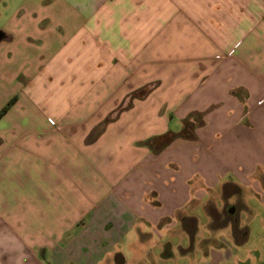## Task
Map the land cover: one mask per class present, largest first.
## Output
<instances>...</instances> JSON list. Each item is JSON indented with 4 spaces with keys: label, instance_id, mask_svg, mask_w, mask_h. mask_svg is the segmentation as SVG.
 I'll return each instance as SVG.
<instances>
[{
    "label": "crops",
    "instance_id": "1",
    "mask_svg": "<svg viewBox=\"0 0 264 264\" xmlns=\"http://www.w3.org/2000/svg\"><path fill=\"white\" fill-rule=\"evenodd\" d=\"M7 25L0 264H264L241 223L264 0H36Z\"/></svg>",
    "mask_w": 264,
    "mask_h": 264
},
{
    "label": "rangeland",
    "instance_id": "2",
    "mask_svg": "<svg viewBox=\"0 0 264 264\" xmlns=\"http://www.w3.org/2000/svg\"><path fill=\"white\" fill-rule=\"evenodd\" d=\"M32 1L36 0H0V30L8 27L9 19L17 10L25 8ZM146 90H149V86L146 87ZM249 204L252 213L247 218L242 216L241 223H247L249 225V235L254 239V242L258 243L253 244V247L260 250L264 256V206L255 198L251 199ZM224 219L226 220L227 217L224 216Z\"/></svg>",
    "mask_w": 264,
    "mask_h": 264
},
{
    "label": "trees",
    "instance_id": "3",
    "mask_svg": "<svg viewBox=\"0 0 264 264\" xmlns=\"http://www.w3.org/2000/svg\"><path fill=\"white\" fill-rule=\"evenodd\" d=\"M16 98H13L12 100H10L6 106L1 110L0 112V116H2L5 112H7L13 105L14 103L16 102Z\"/></svg>",
    "mask_w": 264,
    "mask_h": 264
}]
</instances>
